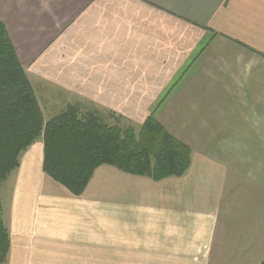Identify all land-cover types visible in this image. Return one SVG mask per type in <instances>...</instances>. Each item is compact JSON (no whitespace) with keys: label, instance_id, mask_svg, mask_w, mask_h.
<instances>
[{"label":"crops","instance_id":"1","mask_svg":"<svg viewBox=\"0 0 264 264\" xmlns=\"http://www.w3.org/2000/svg\"><path fill=\"white\" fill-rule=\"evenodd\" d=\"M0 22L31 83L80 111H154L191 150L182 176L102 164L74 195L35 141L0 185L5 264H260L264 0H0Z\"/></svg>","mask_w":264,"mask_h":264},{"label":"trees","instance_id":"2","mask_svg":"<svg viewBox=\"0 0 264 264\" xmlns=\"http://www.w3.org/2000/svg\"><path fill=\"white\" fill-rule=\"evenodd\" d=\"M109 115L115 116L116 124L110 126L98 114L68 104L43 125L36 93L0 22V184L18 166L21 152L41 132L43 171L74 195L83 193L94 170L102 164L153 180L186 172L191 162L190 148L164 129L154 111L139 126L138 133L131 125L119 126L121 116ZM9 244L0 202V264L6 261Z\"/></svg>","mask_w":264,"mask_h":264},{"label":"rangeland","instance_id":"3","mask_svg":"<svg viewBox=\"0 0 264 264\" xmlns=\"http://www.w3.org/2000/svg\"><path fill=\"white\" fill-rule=\"evenodd\" d=\"M31 84H32L33 89H34V91L36 93L37 101H38L39 107L41 109V113H42V117H43V125L45 123H47L50 119L54 118V116H56L59 113H61L65 109V106H66L67 102L75 103L72 99H68L66 97L64 98L63 96L58 95L59 92H60L59 89L53 87L52 85L51 86L53 88L50 85L45 84V83H43L41 81H37V80L32 81ZM68 100H70V101H68ZM68 104H70V103H68ZM79 115H81V113ZM98 115L102 118V121H104V123H106V124H108L110 126L116 124V120L113 118L115 116L111 117L107 113H100ZM119 122L120 123L118 125L121 126V127H125V126H128V125H131L136 133H138V130L140 128L139 126L142 124V123L141 124L137 123L135 121L131 122V121H128V120H122V121H119ZM42 138L43 137H42V132H41V135L39 137H37L31 144H33L35 141H41L42 145H43V139ZM162 179H164V178H162ZM159 180H161V179H159ZM159 180H155V181H159ZM3 200H4V198L2 199V196L0 195V202L2 203ZM7 231H8V229H7ZM9 243H10V240H9ZM9 247H10V244H9Z\"/></svg>","mask_w":264,"mask_h":264}]
</instances>
